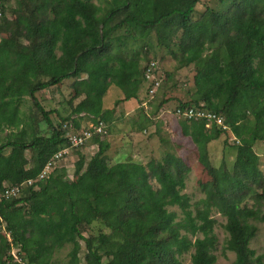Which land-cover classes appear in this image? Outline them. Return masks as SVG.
Wrapping results in <instances>:
<instances>
[{
  "label": "trees",
  "instance_id": "trees-1",
  "mask_svg": "<svg viewBox=\"0 0 264 264\" xmlns=\"http://www.w3.org/2000/svg\"><path fill=\"white\" fill-rule=\"evenodd\" d=\"M7 1L0 0V190L4 184L23 190L0 203V264H55L66 244L72 245L68 264H183L188 253L192 264H216L214 210L227 219L224 250L235 253L234 264H264L250 245L258 231L251 219L264 221L263 171L254 150L264 140V0H230L231 11L210 8L200 19L201 0H16L14 18ZM125 28L127 35L116 33ZM153 32L180 68L195 67L193 97L177 109L216 113L228 127H208L201 118L181 122L211 177L201 184L206 196L196 210L183 193L190 167L182 157L167 152L146 163L108 161L104 137L115 119L103 102L109 88L121 89L122 102L139 99L144 85L154 98L162 85L151 95L156 79L147 70L155 68L159 78V68L156 59L145 62L143 50L153 44ZM71 78L80 101L64 123L79 130L85 118L103 121L108 132L93 136L98 150L89 160L79 156L72 179L67 167L56 166L46 180L23 185L69 145L71 128L56 126L54 111L37 94ZM27 98L41 119L23 112ZM150 122L142 111L137 129ZM223 133L238 145L232 166H214L207 149ZM248 197L254 205L244 203ZM97 223L101 228L87 236Z\"/></svg>",
  "mask_w": 264,
  "mask_h": 264
},
{
  "label": "rangeland",
  "instance_id": "rangeland-1",
  "mask_svg": "<svg viewBox=\"0 0 264 264\" xmlns=\"http://www.w3.org/2000/svg\"><path fill=\"white\" fill-rule=\"evenodd\" d=\"M94 1L105 5L103 1ZM258 2L262 4L263 0H258ZM7 4L8 13L14 18L15 14L12 9L16 7V0H10ZM232 5L230 0H201L196 7L195 19H200L202 14L210 8L227 13L231 11ZM129 31L125 28L116 33L118 35H127ZM152 43L143 52L147 53L148 57L145 62L152 59L157 60L159 78L162 81V85L156 96L151 99L147 97V85H144L142 88L139 99L121 102L125 94L115 85H112L104 96V107L107 109H115V119L109 125V132L104 137L110 143V148L107 150L108 161L110 164H114L117 161L132 158L146 163L153 157L160 159L167 152L182 157L184 162L190 167V172H188L186 177V188L183 190V193L189 195L192 209L196 210L200 206V200L206 196L201 184L209 181L211 177L200 162L199 150L196 144L190 136L185 135L182 131L181 122L185 118L175 116L174 114L180 102L191 101L193 97L195 91V67L194 65H190L180 68L179 62L172 56L169 49L158 44L155 32L152 34ZM141 44V42L138 44L133 43L136 46ZM73 81V78L67 79L62 84L53 86L37 94L39 101L48 110L54 111L51 117L56 126L61 123L63 125L65 124L62 120L63 117H67L73 105L80 101V99L73 98ZM157 106H159V109L156 112ZM22 110L28 115H35V117L38 116L41 119L37 107L33 105L30 98L24 100ZM142 111L152 117V122L148 124L146 129L138 130V121L141 120ZM154 111L156 115H153ZM82 123L85 128H89L92 124L86 118ZM236 146L238 145L230 140L228 133H223L218 139L208 142L207 149L212 164L214 166H220L226 162L229 166H232L237 155ZM97 150L98 143L95 140H90L85 146L73 149L58 166L67 167L69 176L72 179L75 177L74 172L79 156L82 154L89 160ZM254 150L259 155V165L263 171L262 181L264 183V140L257 141L254 144ZM262 189V186L259 188L254 187V192L258 191L260 193ZM254 192H252V195H254ZM244 203L252 206L254 205V200L248 197ZM170 210H176L182 216L178 207H171ZM212 214L217 219L215 226L217 243L213 250V253L217 256L216 264H234L235 253L224 250L229 236L225 228L227 219L216 210ZM251 222L257 225L258 231L256 236L251 240L250 245L256 250L257 255H264V221L251 219ZM100 228V224H93L92 227L86 228L84 233L88 236L90 233L97 232ZM0 232H3V230L0 229ZM82 245L83 249H81L80 255L84 263L86 255L84 242H82ZM17 250L13 248L12 254H16ZM71 250V244H66L63 248L58 249L55 254V264H68ZM20 259L19 256L18 260ZM182 261L183 264H192L191 254H185L182 257Z\"/></svg>",
  "mask_w": 264,
  "mask_h": 264
},
{
  "label": "built area",
  "instance_id": "built-area-1",
  "mask_svg": "<svg viewBox=\"0 0 264 264\" xmlns=\"http://www.w3.org/2000/svg\"><path fill=\"white\" fill-rule=\"evenodd\" d=\"M2 13V9L0 6V15ZM153 67H155L156 63L152 62L151 64ZM155 69V68H153ZM152 67H150L147 71V77L150 80H155V85L150 90L151 95H154V93L157 91L158 86L161 83V80L157 78L154 73ZM175 115L177 116H183L187 118H194V119H205L207 121L208 127H211V125L218 124L222 125L225 129L228 127L224 124L223 118L213 112H208L206 110H200V109H189V110H181L177 109ZM91 126L89 128L82 127L79 130H75L73 124H65V127H70L71 129L67 132V138L69 141V145L60 151H58L52 160H50L41 173L39 174L38 178L36 180L29 179L27 182H24L23 185H32L36 181H44L47 179L49 173L54 169V167L58 166L61 161H63L73 149L81 148L85 146L95 134H105L108 132L107 125L105 122L100 121L99 123H93L91 122ZM23 186L22 185H10V184H4V188L0 190V203H2L5 200H9L12 198L19 197L22 193ZM17 259L18 256L16 254H13Z\"/></svg>",
  "mask_w": 264,
  "mask_h": 264
}]
</instances>
